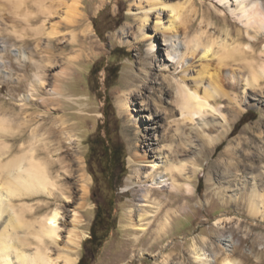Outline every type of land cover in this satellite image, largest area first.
Returning <instances> with one entry per match:
<instances>
[{"label": "rangeland", "instance_id": "rangeland-1", "mask_svg": "<svg viewBox=\"0 0 264 264\" xmlns=\"http://www.w3.org/2000/svg\"><path fill=\"white\" fill-rule=\"evenodd\" d=\"M10 1L13 0H0V107L16 119L21 129L26 130L24 140L16 145L14 154L19 152L21 143L29 141L31 129L42 123L49 132L53 131L49 136L51 145L61 149L54 155L55 160H64L71 175L68 178L60 172L62 175L58 180L77 202L82 197L80 169L84 168L92 178L87 206L83 210L85 221L81 230L86 237L77 253L78 264L82 258V264H201L195 263V248L205 253L211 264H222L227 257L232 264H264V219L261 216L250 217L243 205L231 203L225 206L218 194L222 180L216 175L219 162L227 158L221 155L230 144L235 148V160L244 165L243 174L255 171L264 175V79L257 86L248 83L243 87L241 83L237 92L231 90L232 94L237 93L240 104L225 99L219 102L218 107L231 122L230 134L223 144L212 150L207 148L206 139H199V167L192 179L194 195L187 199L186 193H181L185 197H181L174 206L179 211L174 215L169 233L156 249L149 250L151 242L137 246V234L128 229L129 211L138 202L136 199L140 194L136 172L145 173L148 169L130 160L138 151L144 156L147 151L158 149L159 143L170 144L164 141L162 134L175 129L173 120L180 118L173 104L172 78L174 73L177 77L182 73L181 68L175 72L177 65L168 61L163 32L156 30L154 20L146 26V31L156 34V37L147 39L141 35L139 0H83L80 9L83 19L76 26L67 24L63 19L72 0H53L54 14L46 22V28L49 30L51 25H55L61 34L52 43L47 34L36 36L27 30L23 20L14 23L16 12ZM163 1L174 7L186 5L182 19L190 23L187 22V36L190 39L206 30L208 35L219 37L229 44L250 45L251 50L247 49L246 56L255 59L254 67L264 61V32L251 37L245 22L232 14L236 7L235 0ZM167 13H162V25L165 27L171 24ZM181 22L177 20V25ZM14 24L20 32L28 34L27 44L17 41L13 35ZM42 24L43 19L35 26ZM86 26H92L98 43L90 50L82 47V30ZM178 26L181 28L177 42L180 43L181 52H185V28L183 23ZM72 33L77 34L79 42L67 48ZM152 41L156 45L150 52L148 45ZM80 49L84 51L83 57L64 83L65 104L44 105V96L34 87L36 73L47 81L49 87H53L55 74L65 66V58ZM198 55L195 60L186 62H194L195 69L188 73L191 81L188 79L187 82L191 85L203 67L211 71L218 67V57L200 61L203 51ZM34 62L38 69L30 66ZM239 62L230 61L229 64L234 66ZM104 64L119 67L116 80L112 76L109 83V74L102 68ZM236 68L239 69L238 66ZM227 69L230 66L224 64L222 77ZM24 75L27 78L19 80ZM207 85L208 82H204V87ZM123 97L128 98L127 113L120 110ZM44 106L54 107L55 111L48 114ZM171 112L175 115L169 116ZM206 122L215 124L211 132L213 137H217L226 125L218 114H209ZM197 123L202 124V121L198 118ZM63 126L65 133L61 132ZM195 128L185 126L187 132ZM45 132L43 130L40 134ZM160 135L162 140L158 142ZM69 137L71 140H68ZM113 148L121 149L119 161L112 162L109 155L103 160L105 151ZM123 157L125 166L121 163ZM187 175H193L191 170ZM162 197H166V194ZM174 199H177V194ZM43 200L49 209L42 213L58 204L45 198ZM59 204L64 205L65 224H62L61 235L62 239H66L76 206L72 203ZM98 211L102 225L110 229L101 246L90 241ZM222 216L232 219L224 230L216 225ZM2 221L0 219V224Z\"/></svg>", "mask_w": 264, "mask_h": 264}, {"label": "bare ground", "instance_id": "bare-ground-1", "mask_svg": "<svg viewBox=\"0 0 264 264\" xmlns=\"http://www.w3.org/2000/svg\"><path fill=\"white\" fill-rule=\"evenodd\" d=\"M235 1L236 7L232 10V14L245 22L251 37L254 38L264 32V0ZM10 2L16 12L14 23L23 20L27 30L36 36L47 34L49 41L55 42L56 37L61 34L59 28L55 25H51L49 30L46 28V22L50 21L54 14L53 0ZM138 4L141 10L139 18L142 22L141 35L147 39L155 38L156 34L146 31V26L156 20V30L162 31L165 36L168 61L177 65L175 72L181 68L182 73L179 77L174 73L172 78L173 104L179 111L180 118L173 120L175 129L166 130L162 134L164 141H169L170 144L159 143L158 149L147 151L144 156L138 151L130 160L131 163L138 162L140 166L148 169L145 172L146 175H143L145 173L141 171L136 172L135 179L140 194L136 199L138 202L129 211L128 229L137 234L135 237L137 246L140 244L144 246L151 242L150 250L156 249L169 233L174 215L179 211L174 206L180 202L181 197H185V195L181 196V193L185 192L187 199H191L194 195L192 179L199 167V139H206L207 148L212 150L223 144L230 134L231 122L218 107L219 102L225 99L230 103L240 104L237 93L232 94L231 90L237 92L236 89L241 83L243 87L248 83L253 87L259 85V82L264 79V61L255 65V68L253 66L255 59L246 56L247 49L251 50L250 45L245 47L236 43L229 44L226 40L208 35L206 30L190 39L187 36L188 20L182 19L186 6L184 4L174 7L163 0H139ZM82 5L83 0H72V4L67 6L66 16L63 18L67 24L76 26L81 23ZM34 9L40 14L38 15ZM163 12H168L171 19L168 27L162 25ZM42 19V26L36 27V23ZM179 19L182 20L181 23L185 28V52H181L180 43L177 42L181 28L178 26L181 23L177 25ZM82 32L84 37L82 47L86 50L95 48L98 43L95 41L96 35L92 26H86ZM13 35L17 41L28 43L26 40L28 34L20 32L15 24ZM77 38V34L72 33L71 43L67 48L74 47L79 42ZM155 45L153 41L149 43L150 52ZM202 51L200 61H207L209 57L214 59L216 56L219 58H217L218 67L215 71L203 67L191 85L187 82L188 79L191 81L188 73L195 69L194 62L188 64L186 62L195 60L199 56L198 53ZM250 53L253 55L251 51ZM83 54L84 51L80 49L65 58V66L55 74L53 87H49L47 81L38 72L36 73L34 87L44 96L42 101L44 105L65 104L64 83L72 75L73 69ZM230 61L240 62L233 66L229 64ZM224 64L230 66V69H227L222 77L221 70ZM30 66H35L34 70L38 69L35 62ZM237 66L239 69L236 68ZM247 73L250 75L247 76ZM26 78L27 76L24 75L19 80ZM206 81L208 85L204 87ZM119 106L121 113H127L128 98L123 97ZM44 107L48 114L55 111L54 107ZM8 114L0 107V219L3 220L0 224V264H78L77 253L86 237V233L81 230L85 221L83 210L87 206L92 178L84 171V168L80 169L79 186L82 197L81 201L77 202L72 193H69L68 189L64 188V184H60L58 180L61 173L68 178L71 175L66 169L65 161H56L54 158L61 149L58 150L49 142V136H52L53 131L49 132L42 123H38L31 129L29 141L21 143L19 152L14 154L16 145L24 140L23 133L26 130L21 129L16 119ZM209 114L221 115L226 124L217 137L211 135L215 124L206 122ZM170 115L175 114L171 112ZM198 118L202 124L197 123ZM186 125L196 128L187 132ZM43 130L46 132L40 134ZM61 132L65 133L64 126ZM68 140H71V137ZM160 140H162L161 135L157 141L160 142ZM224 155L227 158L221 159L218 174H216L222 180L218 193L222 203L225 206L231 203L243 205L247 208L250 217L261 216L264 219V175L255 171L243 174L244 165L235 160V148H232L231 144L221 157ZM188 170H191L193 175H187ZM165 194L166 197H162ZM175 194L177 199H174ZM44 198L58 203L57 206L42 213L45 209H49ZM60 202L72 203L76 206L72 226L67 232L66 239H62L61 235L62 224H65L63 221L65 212L64 205H60ZM231 221V218L222 216L217 220L216 225L224 230ZM148 234L150 237H147ZM194 255L195 263L211 264V260L207 259L206 254L198 248H195ZM222 264H232V260L227 257Z\"/></svg>", "mask_w": 264, "mask_h": 264}, {"label": "trees", "instance_id": "trees-1", "mask_svg": "<svg viewBox=\"0 0 264 264\" xmlns=\"http://www.w3.org/2000/svg\"><path fill=\"white\" fill-rule=\"evenodd\" d=\"M103 69H105L107 72H108V81L110 83V78L112 76H114L115 80L118 78V75H119V67L118 66H109L108 64H104ZM121 149H118V148H113L109 151H105L104 153V156L102 157V159L104 160L105 157H107V155H109L110 159L112 162L114 161H119V153H120ZM109 152V153H108ZM124 160H125V157H123L121 159V163L123 166H125V163H124ZM109 215V218L111 216V212L108 213ZM100 218H101V214H100V211H98L97 213V217L95 219V222L92 226V230H91V242L95 245H102L103 242L105 241V239L108 237V234H109V231L110 229L108 227H104V225H102L101 221H100ZM105 228V229H103ZM103 229V230H102ZM84 261V258H82L79 262V264H82Z\"/></svg>", "mask_w": 264, "mask_h": 264}]
</instances>
